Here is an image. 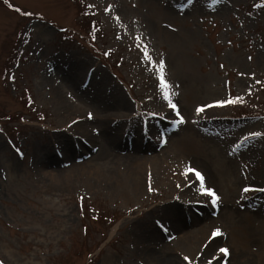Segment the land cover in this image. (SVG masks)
Wrapping results in <instances>:
<instances>
[{
  "label": "rangeland",
  "instance_id": "rangeland-1",
  "mask_svg": "<svg viewBox=\"0 0 264 264\" xmlns=\"http://www.w3.org/2000/svg\"><path fill=\"white\" fill-rule=\"evenodd\" d=\"M259 189L264 0H0L2 264H264Z\"/></svg>",
  "mask_w": 264,
  "mask_h": 264
},
{
  "label": "bare ground",
  "instance_id": "bare-ground-1",
  "mask_svg": "<svg viewBox=\"0 0 264 264\" xmlns=\"http://www.w3.org/2000/svg\"><path fill=\"white\" fill-rule=\"evenodd\" d=\"M76 81V80H75ZM77 83V81L75 82ZM75 83H73V85H75ZM101 83V82H100ZM99 83V84H100ZM102 84V83H101ZM79 84H76V88L77 90H75L74 88V92H75V97L78 96V94H80V91H79ZM52 91H53V94L55 96L56 99L58 100H61V101H64L66 100V96L63 94V91L61 88H59L58 86H53L52 88ZM135 114V113H133ZM111 130H114V129H111ZM107 139H108V142L109 144H113V143H116L118 141L117 139V136L115 134H113L112 132H109L107 134ZM120 141L122 140L121 138L119 139ZM139 147V146H138ZM128 158H130V156H128ZM142 158V159H141ZM136 157V160L135 159H127L126 163H119V164H115V163H111L110 166H119L121 167V165H123L126 169H127V173L130 175V177L134 178L133 180H131L130 178H128V183L129 181H133L135 182L136 181V184H135V187L138 186L139 183L138 182V179H137V175L140 173V172H143V166H142V163H146V168H145V171L147 172L150 168L148 167L147 164H151V165H154V162L155 161H158V158H155V157H146V156H143V157ZM90 160H87L88 163H90ZM143 160V161H142ZM149 168V169H148ZM195 169L200 172L201 174L203 173V175H205V179L206 180H210L212 179L208 170L203 167V168H199L197 166H195ZM109 173H111L112 175V181H108L106 180L109 185L111 184H115L116 181H118V179H114L113 178V171L109 170L108 171ZM113 172V173H112ZM106 177V176H104ZM128 177V176H127ZM191 207L190 206H187V205H184L183 207H179L177 205H174L172 207H170V209H168L166 211V214L169 215V217L172 219V220H176V222L178 221L180 223V219L185 217V213L189 212V211H192L190 210ZM152 260L155 262V264H171L172 262H174V259L171 258V257H168V256H165L163 253L161 252H155L154 254H152Z\"/></svg>",
  "mask_w": 264,
  "mask_h": 264
},
{
  "label": "snow or ice",
  "instance_id": "snow-or-ice-1",
  "mask_svg": "<svg viewBox=\"0 0 264 264\" xmlns=\"http://www.w3.org/2000/svg\"><path fill=\"white\" fill-rule=\"evenodd\" d=\"M160 72H161V74H163V61H160ZM161 79H163V75H161ZM166 95H167V94H166ZM233 102H234V101H228V103H233ZM171 107L176 108V105L173 104V105H171ZM197 111H198V112L203 111V108H199ZM89 117L91 118V113L89 114ZM181 122H182V120H181ZM254 135H259V134L257 133V134H254ZM246 139H247V138H246ZM192 171H195V170L193 169ZM195 174H196V176L198 177V179L200 180V182H201V187L203 188V180H204V178H203L202 174L199 173V172H195ZM250 190H251V189H250L249 187H245V188L243 189V191H244L245 193L249 192ZM205 191H206L207 194H209V195H211V196L213 197V199H212V203H213V204H216L217 201L219 200V197L216 196L214 190H212V189H206ZM259 191L264 192V189H259ZM220 234H221V233H220V230H219V229H216V230L213 232L212 235H213V237H215V236H218V235H220ZM219 252L222 253L224 257H227V256L229 255L230 250H229L228 248L221 247V248L219 249ZM184 259H185V260H188L189 258H188V257H184ZM0 264H2V262H0ZM225 264H227L226 261H225Z\"/></svg>",
  "mask_w": 264,
  "mask_h": 264
},
{
  "label": "trees",
  "instance_id": "trees-1",
  "mask_svg": "<svg viewBox=\"0 0 264 264\" xmlns=\"http://www.w3.org/2000/svg\"><path fill=\"white\" fill-rule=\"evenodd\" d=\"M90 27H95V26H93V23H92V22H90V26H89V28H90Z\"/></svg>",
  "mask_w": 264,
  "mask_h": 264
}]
</instances>
